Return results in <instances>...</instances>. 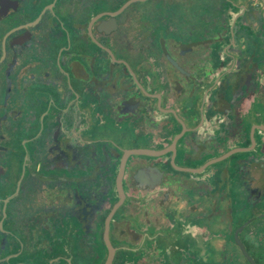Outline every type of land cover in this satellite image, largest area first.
<instances>
[{"label": "flooded vegetation", "instance_id": "1", "mask_svg": "<svg viewBox=\"0 0 264 264\" xmlns=\"http://www.w3.org/2000/svg\"><path fill=\"white\" fill-rule=\"evenodd\" d=\"M110 259L264 264V0H0V264Z\"/></svg>", "mask_w": 264, "mask_h": 264}, {"label": "water", "instance_id": "2", "mask_svg": "<svg viewBox=\"0 0 264 264\" xmlns=\"http://www.w3.org/2000/svg\"><path fill=\"white\" fill-rule=\"evenodd\" d=\"M173 62H174V61H173ZM174 64H176V63L174 62ZM106 264H111V259L108 260V262H107Z\"/></svg>", "mask_w": 264, "mask_h": 264}]
</instances>
